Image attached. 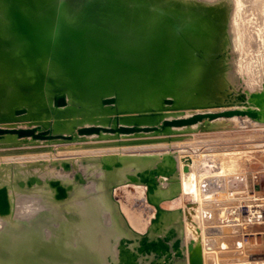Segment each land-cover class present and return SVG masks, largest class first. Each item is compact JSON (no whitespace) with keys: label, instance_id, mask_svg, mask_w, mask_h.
Returning a JSON list of instances; mask_svg holds the SVG:
<instances>
[{"label":"bare ground","instance_id":"bare-ground-1","mask_svg":"<svg viewBox=\"0 0 264 264\" xmlns=\"http://www.w3.org/2000/svg\"><path fill=\"white\" fill-rule=\"evenodd\" d=\"M220 1L0 0V43L3 44L0 48V92L4 95L0 97V108L4 110L2 115H8H5L8 119L12 117L14 109L23 107L32 114L28 121L36 123L31 125L49 124L57 87L67 82L55 65L49 62L59 16L68 23H74L82 20L86 14L101 13L114 21L130 23L133 13L147 10L156 24L168 15L176 14L175 20L197 48L194 50L195 55L202 54L200 58H191L190 66H183L178 93V105L191 107L188 110L195 109L196 113L202 111L198 109L201 105L231 103L238 93L230 97L226 89L238 79L246 84L243 91L262 90L264 0H228L233 1L231 8L229 2L228 6L221 8ZM224 2L226 4V0ZM35 4L37 11L34 9ZM162 12L167 15L164 16ZM120 69L117 71L118 77L129 76L132 72L127 65H121ZM65 91L68 93L69 108L59 113L63 115L55 123V130L71 132L80 124L89 126L107 122L108 113L101 108L97 94L73 89ZM129 96L132 99V93ZM240 104L247 110L250 107L244 102L231 107L239 110ZM215 109L208 110L212 112ZM13 112L15 119H18L16 111ZM243 118L234 116L219 119L211 127L217 131L244 128L241 125L264 129L263 123L254 122L249 117ZM15 121L12 120L13 123ZM24 123V127H31L29 123ZM222 136L225 137L221 135L220 138ZM8 139L12 140L10 136ZM161 144L160 147L163 146ZM246 146L197 149L195 152L170 149L164 153L146 152L132 156L104 155L95 164H87L75 176L47 166L51 160L28 161L30 163L25 170L19 162L20 166L11 167L8 158L12 157H0V188L6 186L9 189L11 203V212L0 214V264H190L188 247L193 239L201 242L204 264H248L252 260L251 255L264 253V250L261 251L263 247L250 250L245 236L247 232L264 231V165L260 171L257 169V172L248 173L246 178L237 176H242V158L248 161L253 158L252 154L257 153H261V159L264 158V143ZM186 156L194 160L191 167L195 183L193 191L187 181L188 174L184 172L183 158ZM42 157L52 158V152L44 153ZM5 161L9 164L3 166ZM245 165L249 166V163ZM177 168H180L184 180L181 183L177 179ZM261 174L263 178L257 187L256 175ZM88 176L89 179L94 177L93 183L82 188L78 181L86 180ZM128 177L134 181L148 182L147 193L154 197L156 203L160 202V197L175 198L179 192L194 194L192 206L183 208V215L190 222L182 228L175 222L180 221L183 212L180 214L176 210V214H171L160 209V214L157 210L158 214L154 215L155 223L148 236L134 235L132 222L126 217L125 222H122L117 213L113 190L109 186V183L118 185L128 181ZM165 177L169 181L163 185V180H159ZM152 179L155 180L153 183ZM236 179L238 183L234 182ZM56 181L67 189L66 198L58 199L57 189L52 185ZM149 186L153 188L149 189ZM251 194L254 196L251 197ZM244 209L249 212L247 218ZM159 239L169 241L167 244L173 247L171 253H148L147 245ZM178 240L183 241L180 247L176 246ZM236 248L238 250H234Z\"/></svg>","mask_w":264,"mask_h":264},{"label":"water","instance_id":"water-1","mask_svg":"<svg viewBox=\"0 0 264 264\" xmlns=\"http://www.w3.org/2000/svg\"><path fill=\"white\" fill-rule=\"evenodd\" d=\"M34 9L37 11L36 4ZM162 13L164 16L167 15L165 12ZM168 16L156 24L147 10L133 13L130 23L114 21L101 13L86 14L82 20L74 23H68L59 16L49 62L55 65L61 77L67 82L64 81L57 87L54 111L49 124L46 126L37 124L28 128L0 125V138L8 143L22 139L21 142L44 143L48 146L78 140L112 141L93 147L126 148L184 142L191 138L189 134L194 131H179L178 128L191 127L207 121L210 124L221 118L249 117L264 124V84L262 90L241 89V94L237 95L238 100L250 105L248 110L209 112L210 108L223 109L224 104L201 105L198 109L204 110L203 112L185 118V110L191 107L178 105L182 68L184 65H191V58H200L202 54L195 55L194 50L197 48L186 36L188 33L185 31V34L175 20L177 15ZM189 49L192 51H188ZM121 65L129 66L132 71L129 76L118 77L117 71H121ZM68 89L97 94L101 108L108 113L107 122L89 126L80 124L71 132L55 130V123L63 115L59 113L69 108L68 93L65 91ZM129 93H132V99ZM16 116L18 119L24 117L29 119L32 114L28 113L27 109H20L17 110ZM5 123H8L7 120L1 118L0 124ZM9 136L12 141H8ZM119 153L126 156L139 155L137 152ZM104 155L106 154H102L100 158H87L80 165L66 161L63 163L52 161L51 164L47 163V166L56 167L65 174L75 176L78 172H82L87 164H95ZM183 162L184 172L188 174L187 181L193 191L195 183L191 167L194 160L191 156H186ZM89 177L78 181L82 188L93 183L94 177L90 179ZM128 179L129 181L114 186L112 195L119 186L131 184L141 186L143 189L149 184L145 180L134 181L130 177ZM154 181L152 179L151 183ZM52 185L57 189L58 199L67 197V189L61 182H52ZM152 188L153 186H149V189ZM147 203L154 205L157 211V208L163 209L162 204L165 202L157 205L148 200ZM188 203V207L193 204V202ZM10 212L9 189L4 186L0 188V214L5 215ZM150 227L147 232L150 231ZM197 230L199 233L200 228ZM167 242L169 241L159 239L147 245L148 253L156 255H162L158 253L159 251L171 253L173 247ZM177 242V247L183 243L182 240ZM200 244L199 239L190 242L188 247L190 264H204ZM181 256L185 257L184 252ZM171 257L174 255L171 254Z\"/></svg>","mask_w":264,"mask_h":264},{"label":"rangeland","instance_id":"rangeland-1","mask_svg":"<svg viewBox=\"0 0 264 264\" xmlns=\"http://www.w3.org/2000/svg\"><path fill=\"white\" fill-rule=\"evenodd\" d=\"M224 1L225 0H221L220 1V4L222 2H224ZM227 2L230 3V8H231L232 5H233L232 4L233 1H228V0H226V4L224 2V3H222L223 5H220L219 4V6H221V8H224V7H226V6L229 5V3H227ZM1 45L3 46V44L0 43V48H1ZM243 83H244V86H243ZM233 85H235V89H233V87H234ZM245 85L246 84H245V82L243 80H239L238 79V81L236 83L233 82L232 84H229V87L230 88L228 87L226 89V93L227 94H230L231 95L230 97H232L234 95V93L235 94L236 93H238V94L241 93L240 92V89H242V88L244 89ZM237 86H238V88H237ZM239 86H241V87H239ZM236 89H238V91ZM258 90H260V89H258ZM1 94H0V97L1 96H4L3 94L2 95ZM238 94H236V95H238ZM228 97H229V95H228ZM238 99L239 98L236 97L235 99H233V101L231 103H228L227 105L225 104L226 106L224 105L225 109L223 108V110H232V111H234V110L238 109V108L235 109V107H231L235 103H242L241 101H238ZM235 101H237V102H235ZM228 106H229V109H228ZM240 107H239V110H243L245 108V107L243 108V105L242 104H240ZM21 108H23V107H20L18 109L20 110ZM0 109H2V110H0V113L1 112H4V110H3L2 107ZM17 110L14 109L13 111H16L17 112ZM187 110L188 109H186V111ZM219 110H221V109L217 108L215 110H212V112L213 111L217 112ZM13 111H12V115H11L12 117L15 116V114H14ZM186 111L184 113H185V115H188L189 117L192 116V114H195L196 113V111H194V110L193 111L188 110L187 112ZM189 111L190 112H193V113H191V115H190L189 114L190 113ZM208 111L211 112V110H208ZM201 112H203V110ZM5 115H6L5 113H3V115L1 113L0 119L1 118H5ZM188 116H185V118H189ZM6 117H8V115H6ZM12 117L9 116V118H11L13 121L14 120H17V121H15V123H13L11 119L9 120V118L8 119L5 118V120H9V122H8L9 124L6 123L9 126H12V125L13 126H15V125L17 126L19 124L18 126H20V127L23 126L24 127V125H23L24 122H25L24 123L25 125H27L28 123H29V125H31V123H35V122H30V120L28 121V119H26V120L24 118H22V119H14L15 117L14 118H12ZM16 118H17V116H16ZM240 118H243V117H240ZM221 119L225 120L227 118H221ZM21 121L23 122L22 123V126L20 124ZM27 121H28V123H27ZM245 121H246V119H245ZM252 121H254V120L252 119ZM254 122H257V121L255 120ZM10 123L12 125H10ZM39 123H42V122L39 121ZM97 123H99V122H97ZM206 123H199V124L193 125L194 128L192 126L191 127H184V128L182 127L183 128V131L184 130H188L190 128L188 130V132H190L191 130H193L194 132L196 131V132L195 133L194 132L190 133L189 135L191 136V138L190 139H186L184 142H176V144L175 143H172V145L171 144L170 145L169 144H165V143H164L165 145L164 144H161V146L163 145L164 147L163 146L160 147V145L157 144L155 146L154 145H152V146L151 145H145V146L126 147V148L125 147L124 148H117V147L116 148H95V147H93V145H97V144L100 145V144H104L105 142H112V141L94 142V141H83V140H80V142H79V140H78V142L77 141H74V142H62V143H58L56 145L54 144L52 146H48V145H46L44 143H40V145H39V144H35V143H25V142H21L22 139H20V140L18 139L16 141L12 142V143H8V142H5V140H3V139L0 138V144H1L0 145V157H8V156H10V157H12V158H8V159H10V161H8L9 163H11L10 165H12V166H17V165L20 166V165H22V166H24V169H27V165L30 162H32L33 160L36 161V159L39 162H42L44 160H51L49 164H51L52 161H58L60 163L61 162L63 163L64 160L65 161L67 160L66 162L69 161L72 164L77 163V165H80L81 162L84 161V159L94 158V157L95 158H97V157L100 158V156H102V154H106L105 156H112V155L113 156H120V155H125V154H121L119 152H130V153L131 152H137L139 154L157 153V152L158 153H164V152H166L167 150H170V149L171 150H176L178 152H180L181 150H186V151H191V150L193 151L194 150V152H195L197 149H200V150L201 149H204L205 150V149H208V148H215V147L216 148L217 147H227V146L228 147H230V146L232 147L233 145L234 146H246V145H248L246 147H252L254 145H257V144L258 145L259 144L261 145V144L264 143V133L262 132V131H264V129H259V130L258 129H253V128L251 129V127H249V126H248L249 127L248 128L247 126H242L241 125V127H244V128H242V129L241 128H233V129H226V130H220L219 129L217 131V129L214 130V128L211 127L212 124L215 123V122H211V124H208V121H207ZM35 124L34 125H31V126H35ZM0 125H5V124H0ZM77 127L78 126H76L75 128H77ZM186 128H188V129H186ZM178 130L179 131H182L181 128H178ZM229 130H230V132H229ZM219 131H221V132H219ZM226 131H227L228 134L226 133ZM193 134H195L197 137L195 135H193ZM212 134H213V136H211ZM214 134L215 135H218V136H215ZM221 135H225V137L222 136L223 138H220ZM215 137L218 138V139H215ZM221 139H223L224 141H222ZM188 140H190V141H188ZM8 141H12V140H9L8 139ZM234 141L236 143L237 142H239V143H237V145H236V143ZM254 141H256V142H254ZM226 142L227 143H233V144L230 145V144H227ZM156 146H158V147H156ZM51 152H52V158L53 159L51 157H48L49 158L48 159V158H46L47 156L46 157H42V155L44 153H51ZM66 152H67V155H66ZM112 152H115V153L112 154ZM116 152H118V153H116ZM54 153H55V155H54ZM59 153H61V154H59ZM37 154H38V156H37ZM56 155H58V157ZM262 156H263V154H262ZM23 157H24V160L25 161L22 160ZM251 157H253V158H251V159L249 158L248 159L249 162L245 158H242L241 159V162L243 161L244 163H240V164L242 166H244L242 168L245 169V170H243L241 168L240 171H242L241 173H242V176L243 177L238 175L237 178H240V177H241V179L242 178H246V176H247L248 173H250V172H252L254 170L256 171L257 169H259V171H260L263 168L262 166L264 165V160H263L264 158L261 159V153L252 154ZM11 159L14 160V161H12ZM253 159H255V160H253ZM250 160L253 162V163L251 162L252 164L250 163ZM28 161H30V162H28ZM8 162L5 161V163H2V164H9ZM17 162H19L20 165ZM23 162H25V163H23ZM248 163H249V166L248 165H245V164H248ZM247 166H248V170H247ZM256 166H258V168ZM176 173L178 174V175L177 174L176 175H177V179H180V183L183 182L184 180H183V177L181 175L180 168H177ZM167 178L168 177H165L164 179L161 178V180H159V182L163 180L164 184H163V182H162V184L163 185H166L168 183V181H169V179H167ZM261 178H263L262 174L261 175H256L257 187H258V185H260L259 180L261 181ZM165 179H166V181H165ZM234 182L238 183L239 181L236 179ZM263 184H264V182H263ZM236 185L234 186L235 188H237V186H238V185L237 186ZM109 186H110V189L112 191V189L116 185L113 184V183H109ZM147 189H148L147 186H145V188L142 189L141 186H136V185L129 184V185H124V186H119L118 188L115 189L114 194H113L114 195V197H113L114 198V205L116 207L117 213L119 212L118 214H119L120 218H122L121 219L122 222H125L124 219L126 217V219H128L130 222H132L135 230H138V228H139L138 232L132 229V232L133 231L135 232V233H133L134 235H136V233H137L138 234V235H136L137 237H141V236L142 237H145V236H148L147 234H149V232H150L149 231L148 233H146L148 231V228L150 227V225H151V227H153L154 226V223H155L154 222L155 221V219H154L155 216L154 215H156L158 213L160 214L161 210L164 213H171V214H176V210H177V212L180 211L179 212L180 214L183 212L181 214V217L182 218H180V221H176L175 222V224L178 223L176 225H181L182 228H184L187 225V223L190 222V221H187L185 219V217H184V215H185V210L184 209H187L186 207H188V204H189L188 202H192V198H193V195L194 194H191V192L190 193H184V192H181L180 193L179 192V194L175 198L174 197L173 198L170 197L169 199H165L163 197H160L159 198V200L161 199L160 202L159 203L158 202L156 203L154 201V197L151 196V195L149 196V194H148L149 192L147 193V191H149ZM219 194L220 193H218V197H219ZM257 194H259V192ZM147 195L149 196V199H148ZM179 196H180V198H179ZM250 196L252 197V196H254V194H251ZM214 198H216V195L214 196ZM263 198H264V196H263ZM148 200H152L154 203H156L158 205L161 204V202L164 201L165 203L162 204V208L165 209V210H167V211H169V212H165L163 209L160 210L159 208H157V210H159V211H158V213H156L157 211L155 210V206L152 205V204H148L147 203ZM168 201H172V202H168ZM244 210H245V212L247 211V209H244ZM170 211H174L175 213L174 212H170ZM248 213L249 212H246V214L244 215L246 218L249 216ZM138 225L141 227V229H140V227H138ZM136 226L138 228H136ZM151 227H150V230H151ZM140 230H142V231H140ZM140 232H142L141 233L142 235L140 234ZM245 236H246V241H248V243L250 245V250H251V248L252 249L253 248L256 249L257 247H259V248L263 247V248H261L262 250L261 249L260 250L261 251L264 250V231L263 230H262V233H259V231H255V232H252V233L247 232L245 234ZM234 250H238V249L236 248ZM260 253L261 252H259V254L254 253L253 255H251V256H253L252 257V260L253 261L251 260L248 264H250V263L251 264H253V263L254 264H261L260 262H263L264 263V260H263L264 259V256H263L264 253H262V254H260ZM255 254H256V256H255ZM260 255H261V258H259Z\"/></svg>","mask_w":264,"mask_h":264}]
</instances>
